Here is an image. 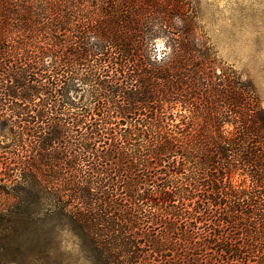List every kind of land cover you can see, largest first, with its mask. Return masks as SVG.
<instances>
[{"label": "trees", "instance_id": "trees-1", "mask_svg": "<svg viewBox=\"0 0 264 264\" xmlns=\"http://www.w3.org/2000/svg\"><path fill=\"white\" fill-rule=\"evenodd\" d=\"M0 182L90 264H264V107L191 0H0Z\"/></svg>", "mask_w": 264, "mask_h": 264}, {"label": "rangeland", "instance_id": "rangeland-1", "mask_svg": "<svg viewBox=\"0 0 264 264\" xmlns=\"http://www.w3.org/2000/svg\"><path fill=\"white\" fill-rule=\"evenodd\" d=\"M191 2L200 30L217 59L252 81L264 107V0ZM157 46L161 48V43L158 42ZM171 112L173 123L185 126L187 113L180 105L177 104ZM228 180L233 186L249 182L239 174H233ZM30 183L0 182V221L8 211L13 219L12 224L0 225V264H9L5 259L4 245L7 243L2 239L4 226L17 233V240L8 245L45 253L40 258L35 255L31 260L21 259L17 264H90L80 247L79 238L63 222L58 223L39 211L35 205L37 194L27 193L24 189ZM26 203H29L27 209L24 208ZM60 225L64 228L58 230Z\"/></svg>", "mask_w": 264, "mask_h": 264}]
</instances>
